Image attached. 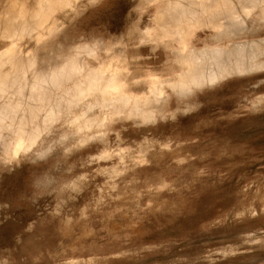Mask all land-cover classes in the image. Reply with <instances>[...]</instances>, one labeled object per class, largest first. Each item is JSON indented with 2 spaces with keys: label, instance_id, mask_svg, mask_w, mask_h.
Returning <instances> with one entry per match:
<instances>
[{
  "label": "rangeland",
  "instance_id": "374dc122",
  "mask_svg": "<svg viewBox=\"0 0 264 264\" xmlns=\"http://www.w3.org/2000/svg\"><path fill=\"white\" fill-rule=\"evenodd\" d=\"M163 5L80 0L21 44L39 67L78 47L84 72L112 64L126 71L125 90L143 96L151 76L182 68L176 33L156 19ZM19 7L32 19L38 0H0V18L17 22ZM10 42L0 37V51ZM170 94L148 124L61 116L17 159L0 143V264H264V73ZM71 133L94 139L81 145Z\"/></svg>",
  "mask_w": 264,
  "mask_h": 264
},
{
  "label": "bare ground",
  "instance_id": "6f19581e",
  "mask_svg": "<svg viewBox=\"0 0 264 264\" xmlns=\"http://www.w3.org/2000/svg\"><path fill=\"white\" fill-rule=\"evenodd\" d=\"M79 1L38 0V8L31 12L32 19L21 7L15 15L20 18L17 22L12 12V19L5 11L0 18V37L11 40L0 51V143L10 160L30 149L51 121L61 116H66L69 123L78 120L77 123L84 121L86 126L97 124L99 128L105 126L108 115L111 119L141 120L148 124L156 121L157 112L170 99V91L179 98H188L231 77L264 73V36H260L264 30V0H164L156 19L161 27L176 33L181 43L175 50L176 62L182 68L172 79L136 78L137 82L147 83L149 94L143 96L125 90L126 71L112 64L101 62V66L84 72L80 61L72 56L79 51L78 47L61 64L37 66V59L26 53L21 40L39 31L57 12L75 9ZM198 30L206 34L197 33ZM248 34L256 38L233 41ZM191 37L190 47L187 39ZM227 38L230 40L225 44ZM211 40L216 44H211ZM81 49L85 53L94 52L91 45ZM97 110L103 113L102 119L95 115ZM71 134L79 144L84 138L93 137Z\"/></svg>",
  "mask_w": 264,
  "mask_h": 264
}]
</instances>
